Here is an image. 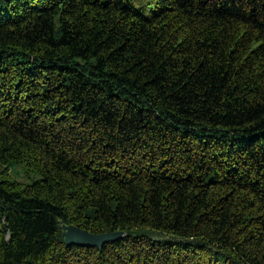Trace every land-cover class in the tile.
Returning <instances> with one entry per match:
<instances>
[{"label": "trees", "instance_id": "16d2710c", "mask_svg": "<svg viewBox=\"0 0 264 264\" xmlns=\"http://www.w3.org/2000/svg\"><path fill=\"white\" fill-rule=\"evenodd\" d=\"M0 264H264V0H0Z\"/></svg>", "mask_w": 264, "mask_h": 264}, {"label": "water", "instance_id": "95a60500", "mask_svg": "<svg viewBox=\"0 0 264 264\" xmlns=\"http://www.w3.org/2000/svg\"><path fill=\"white\" fill-rule=\"evenodd\" d=\"M61 230L64 244L67 247L74 245L79 247H95L101 250L105 244L113 243L124 237V234L121 232L95 235L72 225H63L61 226Z\"/></svg>", "mask_w": 264, "mask_h": 264}, {"label": "rangeland", "instance_id": "374dc122", "mask_svg": "<svg viewBox=\"0 0 264 264\" xmlns=\"http://www.w3.org/2000/svg\"><path fill=\"white\" fill-rule=\"evenodd\" d=\"M12 176H13L15 179H19V180H21L20 176L18 175V172H12Z\"/></svg>", "mask_w": 264, "mask_h": 264}]
</instances>
